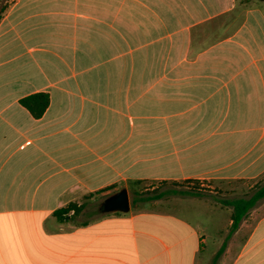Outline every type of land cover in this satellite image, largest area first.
I'll return each mask as SVG.
<instances>
[{"label":"crops","instance_id":"obj_1","mask_svg":"<svg viewBox=\"0 0 264 264\" xmlns=\"http://www.w3.org/2000/svg\"><path fill=\"white\" fill-rule=\"evenodd\" d=\"M240 1L0 2V264H264V199L231 233V209L139 189L264 184V8ZM123 189L130 211L104 213Z\"/></svg>","mask_w":264,"mask_h":264},{"label":"rangeland","instance_id":"obj_2","mask_svg":"<svg viewBox=\"0 0 264 264\" xmlns=\"http://www.w3.org/2000/svg\"><path fill=\"white\" fill-rule=\"evenodd\" d=\"M7 0H4V3ZM256 5H261L264 8V0H256ZM243 14H245L244 8L239 9L237 12L233 14V18H235V23L232 25L233 30L241 21ZM226 33H229L227 31ZM264 182V179L262 180ZM256 181H231V182H221V183H209V182H181V183H153V182H145L139 186V189L141 190V195L143 196L144 203L145 198L150 196H154L159 193H166V196L164 199L161 200V202H164L165 204L174 203L176 204L179 200H199V201H205L206 203H209L211 206H215V208H220L224 210H229L232 208L228 207L227 205H224V202L228 200H232L235 198H249L252 196L257 188L259 187L256 185ZM173 191H176L178 193H174ZM170 192V193H168ZM179 192H188L186 194H181ZM168 193V194H167ZM105 196H99L97 198H87L85 200H82L81 202H77L76 204L83 205L84 211L80 215H74V218L76 219H86L88 218V215H85L84 213L88 214L92 211H98L100 209L101 202ZM193 206V205H192ZM200 205H196L191 207V210H186L184 213H186V216L189 217L192 221L200 225L201 227H204L206 223H210L209 220H213L211 217V211L210 214L206 211H204L203 215L198 216V208ZM203 210H205V206H202ZM201 208V207H200ZM233 211V210H232ZM203 212V211H202ZM81 216V217H80ZM232 218V217H231ZM230 215L227 214V221H229ZM228 224V223H227ZM230 228V227H229Z\"/></svg>","mask_w":264,"mask_h":264},{"label":"trees","instance_id":"obj_3","mask_svg":"<svg viewBox=\"0 0 264 264\" xmlns=\"http://www.w3.org/2000/svg\"><path fill=\"white\" fill-rule=\"evenodd\" d=\"M2 1L3 0H0V2ZM250 1L251 0H241L238 4L239 5L238 7L244 5L248 6L247 4H249ZM20 103L27 110H29V112L35 117V119L36 118L39 119L44 116L50 105V96L45 93H39V94L35 93V95H31L26 98H23L20 101ZM187 182H194V181H187ZM195 182H199V181H195ZM173 192L178 193L176 191ZM179 193L186 194L188 192H179ZM165 196L166 193L163 192L146 199L147 200L164 199ZM263 199H264V184L259 185L256 192L249 198H235L224 202V205L231 207L233 210L231 233L235 232L239 228L242 221L249 215V212L256 207L259 201H262ZM82 210H83L82 206H78L77 204L72 203L65 208L57 210L55 212V216H57L60 219V221H63L65 219H68V216L72 211H74L75 215H78Z\"/></svg>","mask_w":264,"mask_h":264},{"label":"water","instance_id":"obj_4","mask_svg":"<svg viewBox=\"0 0 264 264\" xmlns=\"http://www.w3.org/2000/svg\"><path fill=\"white\" fill-rule=\"evenodd\" d=\"M131 209L130 197L127 189L110 196L103 203L104 213H128Z\"/></svg>","mask_w":264,"mask_h":264}]
</instances>
